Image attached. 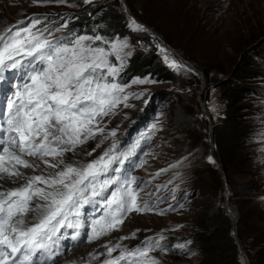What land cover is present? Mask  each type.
<instances>
[{
    "label": "rangeland",
    "instance_id": "obj_1",
    "mask_svg": "<svg viewBox=\"0 0 264 264\" xmlns=\"http://www.w3.org/2000/svg\"><path fill=\"white\" fill-rule=\"evenodd\" d=\"M189 1L198 3L197 25L202 32L193 35L191 46L200 62L217 61L219 66L229 72L238 61L241 49L252 45L257 47L255 52H264V0ZM119 2L126 15L127 28L132 34L108 44L105 51L106 54L111 53L108 55L109 61L120 68V75L126 69L129 59L138 52L141 56L155 57V63L162 68L164 75L141 76L128 84L122 81V85L128 87L120 95L129 97L126 101L129 106L120 103L109 115L98 118L99 126L104 129L103 134L78 145L74 152H66L62 157L64 164L59 169L48 167L37 157H22L37 167L18 166L23 178L9 179L5 176L0 179V192L7 193L20 188L32 176L54 175L67 164L82 167L98 159L114 143L118 144L117 151H120L139 140V148L125 162L124 169L137 178L138 184L144 186L139 202L142 204L147 201L153 211H133L117 230L91 242L86 236L73 241L71 235L74 230L61 229V232L67 233L60 241L62 254L56 256L51 264H104L109 259L105 245H120V249L111 254V258L115 259L121 249H135L141 247L146 238L161 236V249L149 253L157 264H206V239L195 244L191 237L196 233L199 235L202 220L209 219L219 209L232 225L230 237L236 244L237 261L240 264H264V137L262 141L250 142L242 152L243 158L253 156L254 161L239 166L238 176L232 177L242 189L238 197L221 174L219 163L214 164L209 160L210 153H213V126L225 117L226 111L224 104L218 100L217 81L221 82L227 75L215 72L213 80L208 81L201 70L196 68L197 64L187 60L181 50L167 45L164 38L152 28L139 22L144 31L135 30L132 21L136 19L125 3L122 0ZM99 3V0L88 3L85 0H0V33L13 26L27 27L33 19H37L41 23L31 29L33 34L43 32V36L49 40L65 41L73 24L70 19L73 13L70 15L68 12L74 11L68 6L82 4L90 8ZM178 27L179 22L176 20L168 25V30L177 32ZM75 38L71 37L70 41ZM122 41L127 43V47L121 51ZM158 45L167 52H161ZM125 53L130 55L125 56ZM165 55L182 67H170L165 62ZM26 71L27 68L7 72L5 80L0 81V120L4 117V94L13 91V84L26 79ZM144 79L155 83L135 82ZM250 83L261 87L256 91L258 96L249 97L248 101L250 104L255 102L257 105L253 107L260 110L259 119L262 123L259 132L264 136V79L251 80ZM134 94L143 95L136 99L133 98ZM146 100L148 103H145ZM246 104L247 101H242L236 105V109ZM249 114L246 109L238 110L236 117L244 126H252L248 121ZM112 130L116 131L115 136L110 135ZM44 159L57 163L52 157ZM38 202L43 203L33 199L29 207L34 208ZM85 211L88 215L93 209L86 206ZM256 212L260 214L262 229L253 237V241L250 228ZM101 214L102 209L97 207L95 215ZM232 214L236 220H233ZM36 216V212H30L26 220L34 223ZM82 231L89 233L90 229L85 227ZM178 245L185 247L181 249ZM219 264H222L220 255Z\"/></svg>",
    "mask_w": 264,
    "mask_h": 264
},
{
    "label": "snow or ice",
    "instance_id": "obj_2",
    "mask_svg": "<svg viewBox=\"0 0 264 264\" xmlns=\"http://www.w3.org/2000/svg\"><path fill=\"white\" fill-rule=\"evenodd\" d=\"M40 23L33 19L27 27L13 26L0 33V81L5 80L7 72L27 68L26 79L13 84V91L4 94L0 179L23 178L18 166L37 167L23 159L24 156L37 157L48 167L59 169L66 152H74L78 145L103 134L98 118L109 115L120 103L129 106L126 103L129 97L120 95L128 85L117 82L120 68L109 61L111 53L85 43L102 41L101 36L52 41L43 32L39 35L31 32ZM132 24L135 30L144 31L135 21ZM126 47V42H120L121 51ZM120 59L122 67L123 57ZM164 59L170 67H182L169 60L168 55ZM135 82L155 83L149 79ZM142 95L134 94L133 98ZM110 135L115 136L116 131L112 130ZM139 146L137 140L117 151L119 146L114 143L98 159L82 167L67 164L54 175L32 176L22 187L0 192V264H51L62 254L60 241L67 233L61 229L74 230L73 241L86 236L91 242L117 230L129 213L153 211L147 201L139 202L144 186L124 169L125 162L135 155ZM44 157H52L57 163ZM33 199L43 203L29 207ZM86 206L93 209L88 215ZM97 207L102 209L99 216L95 215ZM30 212L37 213L34 223L26 220ZM85 227L90 229L89 233L82 231ZM161 239L162 236L146 238L141 247L121 249L115 259L111 254L120 245H105L109 259L104 264H157L149 253L161 249Z\"/></svg>",
    "mask_w": 264,
    "mask_h": 264
},
{
    "label": "trees",
    "instance_id": "obj_3",
    "mask_svg": "<svg viewBox=\"0 0 264 264\" xmlns=\"http://www.w3.org/2000/svg\"><path fill=\"white\" fill-rule=\"evenodd\" d=\"M100 3L93 7L85 8L82 4L68 6L73 13L70 16L72 27L67 34L65 42L73 36H101L102 41L92 43L93 47L106 49L115 39L126 38L132 32L127 28L126 15L119 0H99ZM125 6L134 18L142 24L152 28L156 34H160L164 41L175 50H181L184 57L197 65L208 81L213 80V73H223L227 77L221 82L217 81L219 90L218 100L224 104L225 117L213 126L212 141L213 153L218 160L222 173L231 190L241 196L242 189L233 180L238 176L239 166L249 165L254 157L243 158L242 152L248 148L250 142L262 141L263 135L259 132L262 123L259 119V109L254 108L255 102L250 104L249 97H257L260 86H253L250 81L264 79V52H255L257 47L249 45L239 51L238 61L231 70L219 66L217 61H199L195 56L191 41L193 35L201 33L197 25L199 14L196 1L189 0H124ZM79 8V9H78ZM179 22L177 32H170L168 25ZM155 57L148 58L134 53L129 59L126 69L116 78L117 82L127 81V84L141 76H162L164 71L155 63ZM219 80V79H218ZM247 101V106L236 109V105ZM247 110L250 114L248 121L252 126H244L238 121V110ZM253 175V174H251ZM260 214L256 212L255 221L250 228L253 237L261 231ZM232 225L227 217L219 209L209 219L202 220L199 235L193 234L195 244L206 239V264H219V255L222 264H240L235 252L236 244L230 237ZM238 236L241 238L239 230ZM197 238V240L195 239ZM166 245V244H162ZM234 250V251H233ZM234 253V255L232 254Z\"/></svg>",
    "mask_w": 264,
    "mask_h": 264
},
{
    "label": "bare ground",
    "instance_id": "obj_4",
    "mask_svg": "<svg viewBox=\"0 0 264 264\" xmlns=\"http://www.w3.org/2000/svg\"><path fill=\"white\" fill-rule=\"evenodd\" d=\"M138 25H139V23H138ZM141 25V24H140ZM211 156H209V158H210ZM210 160V159H209ZM212 163H214L215 164V161L213 160V158H211V160H210ZM231 217L233 218V220H236V217H235V215L234 214H232L231 215ZM64 241H66V239H64ZM71 243V241H69L68 240V244H70Z\"/></svg>",
    "mask_w": 264,
    "mask_h": 264
},
{
    "label": "water",
    "instance_id": "obj_5",
    "mask_svg": "<svg viewBox=\"0 0 264 264\" xmlns=\"http://www.w3.org/2000/svg\"><path fill=\"white\" fill-rule=\"evenodd\" d=\"M123 2H124V0H122ZM135 22L138 24L139 23V21L137 22L136 20H135ZM190 69V68H189ZM210 156H211V158H213V160L215 161V163H217L218 164V161H217V159L214 157V155H213V153L211 152L210 153ZM221 170V169H220ZM222 175H223V173H221Z\"/></svg>",
    "mask_w": 264,
    "mask_h": 264
}]
</instances>
